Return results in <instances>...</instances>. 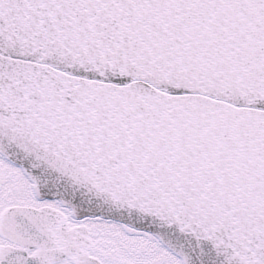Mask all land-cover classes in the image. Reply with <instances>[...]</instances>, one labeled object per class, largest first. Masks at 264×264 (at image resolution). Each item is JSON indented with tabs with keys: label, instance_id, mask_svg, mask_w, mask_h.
<instances>
[{
	"label": "snow or ice",
	"instance_id": "1",
	"mask_svg": "<svg viewBox=\"0 0 264 264\" xmlns=\"http://www.w3.org/2000/svg\"><path fill=\"white\" fill-rule=\"evenodd\" d=\"M0 264H264V0H0Z\"/></svg>",
	"mask_w": 264,
	"mask_h": 264
}]
</instances>
